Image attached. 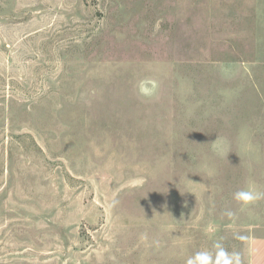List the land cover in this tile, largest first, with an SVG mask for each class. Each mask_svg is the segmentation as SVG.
Segmentation results:
<instances>
[{"label": "rangeland", "instance_id": "obj_1", "mask_svg": "<svg viewBox=\"0 0 264 264\" xmlns=\"http://www.w3.org/2000/svg\"><path fill=\"white\" fill-rule=\"evenodd\" d=\"M264 237V0H0V264H248Z\"/></svg>", "mask_w": 264, "mask_h": 264}, {"label": "crops", "instance_id": "obj_2", "mask_svg": "<svg viewBox=\"0 0 264 264\" xmlns=\"http://www.w3.org/2000/svg\"><path fill=\"white\" fill-rule=\"evenodd\" d=\"M248 264H264V237L252 240L249 248Z\"/></svg>", "mask_w": 264, "mask_h": 264}]
</instances>
